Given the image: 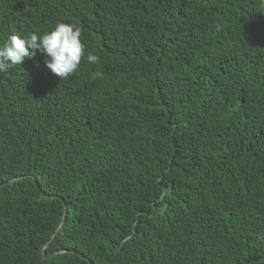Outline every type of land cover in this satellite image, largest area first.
I'll return each instance as SVG.
<instances>
[{"label":"trees","instance_id":"1","mask_svg":"<svg viewBox=\"0 0 264 264\" xmlns=\"http://www.w3.org/2000/svg\"><path fill=\"white\" fill-rule=\"evenodd\" d=\"M58 23L72 77L0 72V264H264V0H0V48Z\"/></svg>","mask_w":264,"mask_h":264},{"label":"clouds","instance_id":"2","mask_svg":"<svg viewBox=\"0 0 264 264\" xmlns=\"http://www.w3.org/2000/svg\"><path fill=\"white\" fill-rule=\"evenodd\" d=\"M78 27L58 23L55 30L42 36L30 33L27 37L12 34L0 48V72L22 65L25 59H34L37 53L45 57L46 68L61 81L72 77L85 58V45ZM97 55H87L88 64H99ZM38 66V65H37Z\"/></svg>","mask_w":264,"mask_h":264},{"label":"water","instance_id":"3","mask_svg":"<svg viewBox=\"0 0 264 264\" xmlns=\"http://www.w3.org/2000/svg\"><path fill=\"white\" fill-rule=\"evenodd\" d=\"M19 179V177L17 178ZM14 180L16 179H12L6 183H0V185H6V184H10L12 183ZM37 183V182H36ZM67 205L66 203H64V212H63V216H62V219H61V222H60V225L59 227L57 228V230L55 231V233L52 235V237L50 238V240L48 241L47 245H49L51 243V241L54 239V237L58 234V232L60 231L61 227L63 226L64 222H65V219H66V215H67ZM46 245V246H47ZM56 253V252H55ZM55 253H52V254H55Z\"/></svg>","mask_w":264,"mask_h":264}]
</instances>
